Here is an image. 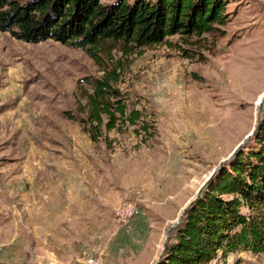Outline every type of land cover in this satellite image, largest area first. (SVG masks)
<instances>
[{"label":"rangeland","instance_id":"1","mask_svg":"<svg viewBox=\"0 0 264 264\" xmlns=\"http://www.w3.org/2000/svg\"><path fill=\"white\" fill-rule=\"evenodd\" d=\"M226 12L220 32L112 49L99 64L0 32V264L155 263L170 224L253 128L264 93V0H229ZM105 68L147 131L102 126L93 141L82 130L88 81ZM210 264H264V253Z\"/></svg>","mask_w":264,"mask_h":264},{"label":"trees","instance_id":"2","mask_svg":"<svg viewBox=\"0 0 264 264\" xmlns=\"http://www.w3.org/2000/svg\"><path fill=\"white\" fill-rule=\"evenodd\" d=\"M229 0H0V32L26 43L53 40L82 49L97 64L101 52L129 53L159 44L174 34L220 32L228 20ZM101 78L88 83L87 117L82 130L91 140L101 127L148 124L137 109L127 110L113 88L116 68L103 69ZM72 117V116H71ZM242 207L248 209L243 212ZM248 251L264 253V117L257 132L187 208L157 264H210L221 254Z\"/></svg>","mask_w":264,"mask_h":264},{"label":"water","instance_id":"3","mask_svg":"<svg viewBox=\"0 0 264 264\" xmlns=\"http://www.w3.org/2000/svg\"><path fill=\"white\" fill-rule=\"evenodd\" d=\"M263 103H264V93L262 94L261 98L259 99V104H258V108H257L256 118H255V124H254L253 128L245 136V138L232 150V152L219 163L218 167L209 174V176L205 179V181L198 188L195 196L184 206V208L180 212V214L177 217V219L175 220V222L170 224V226L168 227V230L166 232L165 239H164L163 244H162V249H161L160 254H159V256H158V258H157V260L155 261L154 264H157L159 262L162 254L164 252V249L166 247V244L169 241L170 232H171L172 228L176 227L179 224V222H180L182 216L184 215V213L186 212L187 208L192 206V204L195 203L198 200V198L200 197L202 191L207 187V185L214 178V176L218 172L221 171V169L223 168L224 163L227 162L228 160H230L233 156H235L239 152V150H241V148L244 146V144L247 142V140L249 138H251L257 132V130H258L259 126H260V123H261L260 112L262 111Z\"/></svg>","mask_w":264,"mask_h":264},{"label":"bare ground","instance_id":"4","mask_svg":"<svg viewBox=\"0 0 264 264\" xmlns=\"http://www.w3.org/2000/svg\"><path fill=\"white\" fill-rule=\"evenodd\" d=\"M261 96H262V95H260L258 99H260V98H261Z\"/></svg>","mask_w":264,"mask_h":264}]
</instances>
